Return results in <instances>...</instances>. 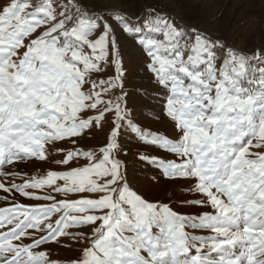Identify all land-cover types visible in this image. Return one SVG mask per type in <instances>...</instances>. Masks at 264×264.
<instances>
[{
	"label": "rangeland",
	"instance_id": "obj_1",
	"mask_svg": "<svg viewBox=\"0 0 264 264\" xmlns=\"http://www.w3.org/2000/svg\"><path fill=\"white\" fill-rule=\"evenodd\" d=\"M0 264H264V0H0Z\"/></svg>",
	"mask_w": 264,
	"mask_h": 264
},
{
	"label": "trees",
	"instance_id": "obj_2",
	"mask_svg": "<svg viewBox=\"0 0 264 264\" xmlns=\"http://www.w3.org/2000/svg\"><path fill=\"white\" fill-rule=\"evenodd\" d=\"M126 23H127V24H129L130 22H129V21H127ZM194 257H197V256H194Z\"/></svg>",
	"mask_w": 264,
	"mask_h": 264
}]
</instances>
